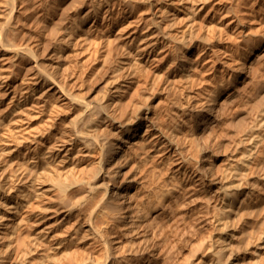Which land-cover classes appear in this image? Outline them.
<instances>
[{"label":"bare ground","instance_id":"6f19581e","mask_svg":"<svg viewBox=\"0 0 264 264\" xmlns=\"http://www.w3.org/2000/svg\"><path fill=\"white\" fill-rule=\"evenodd\" d=\"M0 264H264V0H0Z\"/></svg>","mask_w":264,"mask_h":264},{"label":"rangeland","instance_id":"374dc122","mask_svg":"<svg viewBox=\"0 0 264 264\" xmlns=\"http://www.w3.org/2000/svg\"><path fill=\"white\" fill-rule=\"evenodd\" d=\"M153 11L154 12L157 11V7H154ZM34 19H35V17H33L29 21V23L27 22V28L30 29L31 31L34 30V28H35ZM136 21L137 20H134V22L130 28V31L128 32L127 35L131 36L134 33V28L137 25V24L135 25V23H137ZM156 32L157 31H155L154 36H156V35L158 36V33H156ZM154 36H152V37H154ZM50 42H51V46H53L54 45L53 41H50ZM117 42H119V41H117ZM170 51H172L171 45L167 44L164 47L159 48L154 54H151L147 58L146 64L144 65L142 72L139 75H135L134 77H132L127 82V85H129V86L131 85V88L125 94V97H124L125 102L128 101V99L130 98L131 95L134 96V100H139V99L143 98L144 90L142 88L144 87V85L146 83L145 80H147L146 79L147 70H150L153 72L156 70V68L160 67L166 61L168 56L170 55ZM114 52L116 53V49L114 50ZM109 68H110V64L106 65L101 70V72H99V74H97L94 77V79L92 80L93 86L100 84L102 76L105 75V73L110 70ZM149 73H151V72H149ZM222 163H224V162L222 161Z\"/></svg>","mask_w":264,"mask_h":264}]
</instances>
